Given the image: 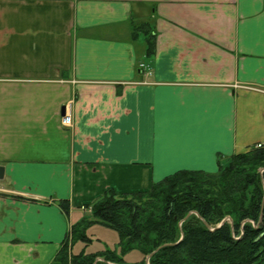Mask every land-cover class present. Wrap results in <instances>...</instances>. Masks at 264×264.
Masks as SVG:
<instances>
[{"label": "crops", "instance_id": "1", "mask_svg": "<svg viewBox=\"0 0 264 264\" xmlns=\"http://www.w3.org/2000/svg\"><path fill=\"white\" fill-rule=\"evenodd\" d=\"M257 89L264 0H0V264H50L109 191L251 150Z\"/></svg>", "mask_w": 264, "mask_h": 264}, {"label": "trees", "instance_id": "2", "mask_svg": "<svg viewBox=\"0 0 264 264\" xmlns=\"http://www.w3.org/2000/svg\"><path fill=\"white\" fill-rule=\"evenodd\" d=\"M146 44L151 58L155 36ZM91 209L50 264H264V148L229 157L215 174L179 171L145 192L109 191ZM91 223L118 235V251L73 252L90 242Z\"/></svg>", "mask_w": 264, "mask_h": 264}, {"label": "rangeland", "instance_id": "3", "mask_svg": "<svg viewBox=\"0 0 264 264\" xmlns=\"http://www.w3.org/2000/svg\"><path fill=\"white\" fill-rule=\"evenodd\" d=\"M139 42L137 41L136 44L138 45ZM248 89H251V88H248ZM258 91L264 94V90H258ZM81 216L82 215H80L79 217L72 216V221L75 223L76 220H78ZM85 219L87 221L93 220V218L88 215H86ZM85 233H86L85 237L90 242L87 245H84L82 243L80 244L77 243L73 248L74 253L76 254L83 253L87 255V254H99L105 250L118 251L119 237L114 231L104 228L96 223H91L86 226ZM68 237L70 239V236ZM101 260L102 259L97 258L96 262H101Z\"/></svg>", "mask_w": 264, "mask_h": 264}, {"label": "built area", "instance_id": "4", "mask_svg": "<svg viewBox=\"0 0 264 264\" xmlns=\"http://www.w3.org/2000/svg\"><path fill=\"white\" fill-rule=\"evenodd\" d=\"M61 122L64 126H68L70 124V117L69 115H65L62 119ZM264 146V142L261 144H258L256 148H262Z\"/></svg>", "mask_w": 264, "mask_h": 264}, {"label": "water", "instance_id": "5", "mask_svg": "<svg viewBox=\"0 0 264 264\" xmlns=\"http://www.w3.org/2000/svg\"><path fill=\"white\" fill-rule=\"evenodd\" d=\"M4 180V168L0 166V181ZM191 214V213H190ZM188 214L186 218H188V216L190 215ZM186 218L184 220H186ZM183 220V221H184ZM204 223V222H203ZM223 223V222H222ZM222 223H220V225H218L216 228L220 227L222 225ZM204 225L206 226V224L204 223ZM207 228H209L208 226H206ZM151 256V255H150ZM150 256L147 258V261L149 260Z\"/></svg>", "mask_w": 264, "mask_h": 264}]
</instances>
